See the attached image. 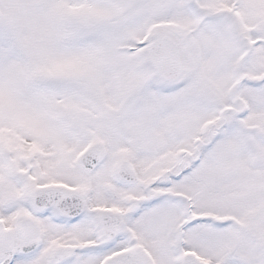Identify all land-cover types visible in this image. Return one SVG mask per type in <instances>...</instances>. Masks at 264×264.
Wrapping results in <instances>:
<instances>
[{"label": "snow or ice", "instance_id": "snow-or-ice-1", "mask_svg": "<svg viewBox=\"0 0 264 264\" xmlns=\"http://www.w3.org/2000/svg\"><path fill=\"white\" fill-rule=\"evenodd\" d=\"M0 264H264V0H0Z\"/></svg>", "mask_w": 264, "mask_h": 264}]
</instances>
